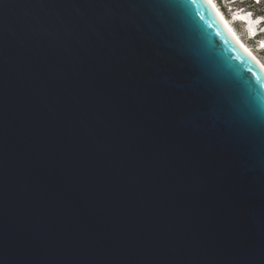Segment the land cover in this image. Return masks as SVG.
<instances>
[{
	"label": "water",
	"instance_id": "obj_1",
	"mask_svg": "<svg viewBox=\"0 0 264 264\" xmlns=\"http://www.w3.org/2000/svg\"><path fill=\"white\" fill-rule=\"evenodd\" d=\"M261 83L208 0H0V264H264Z\"/></svg>",
	"mask_w": 264,
	"mask_h": 264
},
{
	"label": "rangeland",
	"instance_id": "obj_2",
	"mask_svg": "<svg viewBox=\"0 0 264 264\" xmlns=\"http://www.w3.org/2000/svg\"><path fill=\"white\" fill-rule=\"evenodd\" d=\"M243 1L258 2V0H218L217 6L235 34L264 65V31L259 25L260 18H254L249 10L241 8L240 4ZM260 1L264 2V0ZM258 33H261L259 38L254 37Z\"/></svg>",
	"mask_w": 264,
	"mask_h": 264
},
{
	"label": "trees",
	"instance_id": "obj_3",
	"mask_svg": "<svg viewBox=\"0 0 264 264\" xmlns=\"http://www.w3.org/2000/svg\"><path fill=\"white\" fill-rule=\"evenodd\" d=\"M217 4H218V0H216ZM241 8H245L247 10H249L250 14L254 17V18H260L259 19V23L261 28L264 29V2L258 0L257 3L253 2V1H243L241 4ZM264 31V30H263ZM261 33H258L255 37L260 36Z\"/></svg>",
	"mask_w": 264,
	"mask_h": 264
},
{
	"label": "bare ground",
	"instance_id": "obj_4",
	"mask_svg": "<svg viewBox=\"0 0 264 264\" xmlns=\"http://www.w3.org/2000/svg\"><path fill=\"white\" fill-rule=\"evenodd\" d=\"M211 3H213L212 0H210ZM219 12V11H218ZM219 14L221 15V12H219ZM222 20L225 22V24L227 25V27L232 31L233 35L235 36V38L238 40V42L247 50V52H249V54L251 56H253L263 67L264 65L259 61V59L253 54V52L239 39V37L237 36V34H235V32L233 31V29L231 28L230 24L227 22V20L223 17V14L221 15ZM260 25V24H259Z\"/></svg>",
	"mask_w": 264,
	"mask_h": 264
},
{
	"label": "snow or ice",
	"instance_id": "obj_5",
	"mask_svg": "<svg viewBox=\"0 0 264 264\" xmlns=\"http://www.w3.org/2000/svg\"><path fill=\"white\" fill-rule=\"evenodd\" d=\"M208 2H210V0H208ZM249 71H252L251 69H249ZM253 75H256L255 73H253ZM257 80L259 82V77L257 76ZM261 87H264V83H261Z\"/></svg>",
	"mask_w": 264,
	"mask_h": 264
},
{
	"label": "clouds",
	"instance_id": "obj_6",
	"mask_svg": "<svg viewBox=\"0 0 264 264\" xmlns=\"http://www.w3.org/2000/svg\"><path fill=\"white\" fill-rule=\"evenodd\" d=\"M262 30H264V29L262 28Z\"/></svg>",
	"mask_w": 264,
	"mask_h": 264
}]
</instances>
